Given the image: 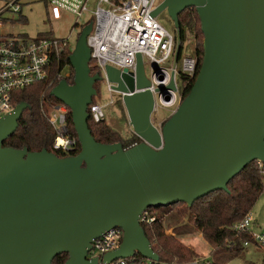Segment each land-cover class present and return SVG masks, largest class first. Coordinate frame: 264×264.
<instances>
[{"label":"water","instance_id":"water-1","mask_svg":"<svg viewBox=\"0 0 264 264\" xmlns=\"http://www.w3.org/2000/svg\"><path fill=\"white\" fill-rule=\"evenodd\" d=\"M195 8L204 34V57L196 81L159 130L152 123L156 100L141 54L136 79L107 66L134 130L142 139L129 149L97 142L89 106L101 75H91L88 45L93 22L82 29L70 60L75 83L52 94L70 108L81 152L59 158L43 150L4 147L28 105L0 119V264H98L88 259L92 242L121 228L120 246L104 260L141 254L159 261L140 224L147 209L185 203L191 208L222 190L251 163L264 162V0H163L177 30L174 65L181 52L179 16ZM155 73H162L155 65ZM165 79L163 75L161 81ZM157 92L169 102L175 73Z\"/></svg>","mask_w":264,"mask_h":264},{"label":"built area","instance_id":"built-area-1","mask_svg":"<svg viewBox=\"0 0 264 264\" xmlns=\"http://www.w3.org/2000/svg\"><path fill=\"white\" fill-rule=\"evenodd\" d=\"M163 0H44L47 7V18L50 21H61L66 13L75 17V25L67 38L39 35L33 39L26 34L11 30L4 32L7 25L23 16L22 0H9L0 6V119L11 113L17 106L15 94L49 80L55 64L61 65L64 56L74 51L72 42L75 29H83L84 18L92 15L93 28L88 36V45L93 60L102 72L103 81L110 93H118L122 99L124 93L116 92L113 83L108 79L106 68L113 66L121 71H127L136 79L137 55L141 54L144 66L145 59L151 68V87L156 104L166 101L158 92L161 85H169L171 74L175 73L177 85V66L173 65L176 52V36L162 26L153 13ZM107 5L104 7L103 5ZM78 37V35H77ZM77 40V39H76ZM171 62V69L163 65ZM155 65L160 66L162 73H155ZM197 60L190 56L183 59L182 72L190 78L196 75ZM165 79L161 81V77ZM67 76L66 70H61L58 77ZM148 77V76H147ZM177 93L172 92L170 107L177 102ZM123 102V101H122ZM112 101L110 103L113 104ZM90 117L96 122L106 121L104 106L99 103L89 106ZM48 122L56 132L54 149L71 152L77 149L78 139L70 134L67 124L68 107L65 104L52 106L49 112L43 110ZM262 176L264 162L256 161ZM159 217L147 209L140 216L141 225H151ZM253 217L249 213L243 220L235 223L232 230L236 234L248 233L254 243L264 249V233H254L250 230ZM124 231L114 228L104 233L92 242L88 259H97L98 264H124L126 259L107 262L105 256L117 249L122 243ZM184 264H212L207 259L199 258Z\"/></svg>","mask_w":264,"mask_h":264},{"label":"trees","instance_id":"trees-1","mask_svg":"<svg viewBox=\"0 0 264 264\" xmlns=\"http://www.w3.org/2000/svg\"><path fill=\"white\" fill-rule=\"evenodd\" d=\"M179 34L181 40V52L179 54V77L182 82V100L190 93L204 57V34L201 20L195 8L185 10L179 16ZM188 34H195L198 45L195 48L197 56V69L194 78H190L182 72V62L185 56V47L188 41ZM177 42V35H176ZM72 53L68 52L59 66L55 64L52 68L49 80L39 83L31 88L19 91L15 94L16 104L25 103L28 105L19 120L18 129L13 136L8 138L4 147L18 150H27L29 153L46 150L54 153L59 158H69L80 154L82 148L73 123L72 113L68 108L67 124L70 134L78 139V147L71 152H63L54 149L56 132L48 122L43 110L47 113L52 106L63 104L58 100L52 91L63 81L69 85L75 83V70L71 64ZM178 67V66H177ZM91 75H102L101 69L90 62ZM66 70L67 76L59 78V72ZM99 81L95 84L97 95L100 93ZM122 102V101H121ZM97 103L95 97L93 104ZM90 108H88L89 112ZM89 128L94 139L105 145L122 144L129 149L140 144L142 139L137 135L124 140L120 134L106 124L105 121L96 123L91 117ZM264 193V176L261 175L257 162L251 163L244 171L236 176L228 185L227 191H216L198 200L189 208L185 203L171 206L172 209L180 207L176 216L187 220L188 224L199 234H202L208 241L213 242L220 248H225L233 254H240L246 247L245 242H251L252 238L248 233L236 234L232 226L243 220L252 212L257 201ZM154 213V209H150ZM146 237L151 242L154 252L159 261L148 260L141 254L136 253L132 258L125 260L124 264H184L199 259L197 254L181 244L177 235L168 234L169 229L161 219L151 225H142ZM68 254L56 257L52 264H66Z\"/></svg>","mask_w":264,"mask_h":264},{"label":"rangeland","instance_id":"rangeland-1","mask_svg":"<svg viewBox=\"0 0 264 264\" xmlns=\"http://www.w3.org/2000/svg\"><path fill=\"white\" fill-rule=\"evenodd\" d=\"M9 0H0V6ZM24 5L23 16L25 18L15 19L14 23L5 27L4 32L13 31L15 33L26 34L33 39L39 35H50L58 38H67L75 25V17L69 13L64 15L61 21H49L47 18V7L44 0H22ZM107 7V5H103ZM92 20V15L87 14L84 18V23L81 25L87 26ZM158 22L164 26L174 36L177 35L174 22L168 12L163 11L157 18ZM82 29H75L73 32L72 42L76 47V43ZM78 35V37H77ZM77 39V40H76ZM198 45V39L195 34H188V41L185 47V56L197 60L195 48ZM75 50V48H74ZM146 75L150 79L152 76L151 68L148 64V59H145ZM174 65V62H173ZM176 80L178 85L177 102L173 107L165 106L159 102L155 112L152 115V123L162 130L164 124L171 118L174 112L179 108L182 100L181 90L182 82L179 77V65L177 64ZM164 68L171 69V62L163 65ZM182 68V65H181ZM173 74V73H172ZM171 74V78H172ZM100 93L95 96V100L100 105L106 107L105 112L107 119L106 124L110 125L114 131L122 136L124 140L131 138L134 135V130L130 125L125 106L123 105L122 97L118 93H110L104 81L100 84ZM114 102L110 105L111 102ZM169 103V102H167ZM180 207L172 209L171 207H162L154 209L155 214L161 219L165 226L169 229L168 234L177 235L181 244L188 249L194 251L200 258L207 259L212 264H264V249L260 246L251 243L246 246L240 254H233L225 248H220L213 242L208 241L202 234H199L193 229L183 218L176 216V211L181 210ZM252 225L250 230L254 233H264V193L257 201L252 212Z\"/></svg>","mask_w":264,"mask_h":264},{"label":"bare ground","instance_id":"bare-ground-1","mask_svg":"<svg viewBox=\"0 0 264 264\" xmlns=\"http://www.w3.org/2000/svg\"><path fill=\"white\" fill-rule=\"evenodd\" d=\"M162 103L165 105V106H171L170 103H167V101H162Z\"/></svg>","mask_w":264,"mask_h":264}]
</instances>
